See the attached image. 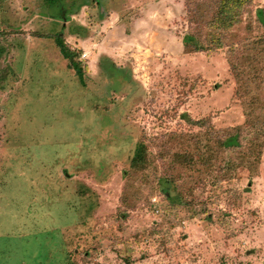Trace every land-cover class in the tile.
I'll list each match as a JSON object with an SVG mask.
<instances>
[{
  "label": "rangeland",
  "instance_id": "obj_1",
  "mask_svg": "<svg viewBox=\"0 0 264 264\" xmlns=\"http://www.w3.org/2000/svg\"><path fill=\"white\" fill-rule=\"evenodd\" d=\"M260 9L217 48L186 0H0V264H264Z\"/></svg>",
  "mask_w": 264,
  "mask_h": 264
},
{
  "label": "trees",
  "instance_id": "obj_2",
  "mask_svg": "<svg viewBox=\"0 0 264 264\" xmlns=\"http://www.w3.org/2000/svg\"><path fill=\"white\" fill-rule=\"evenodd\" d=\"M48 6H54L56 8H59L63 5V0H44ZM251 2V0H217V6L213 8L212 6H206V3L202 0H186V5L188 6V10L190 11L189 19H194V22L198 25L203 24L205 25L204 30H201L199 34L200 40H208V42H212L213 45L217 48H220L226 44L224 42L225 40V32L228 31L230 28L239 27V25L242 22V11L244 9V6ZM205 3V4H204ZM194 5V9H190V5ZM259 21L262 23L264 27V14L262 9L257 11ZM246 27V26H245ZM250 29V24H249ZM204 34V36L202 35ZM199 39L190 34L187 36V38H184V46L188 47L189 45L194 46V51L201 50V45L197 41H200ZM55 43L56 46L59 48L60 53L70 60L71 66L75 69L78 76L82 79V71L80 67H78L77 64L73 61V55L68 50L64 39H62L59 35L55 36ZM241 47H238L237 49H233V46H230L228 48V51L236 54ZM254 48V47H253ZM256 49V48H254ZM192 50V49H191ZM3 52V48L0 47V54ZM247 51L243 50L240 52V57L243 61L247 60L248 62H252V56L247 55ZM243 55V56H242ZM246 57H248L246 59ZM4 78V77H3ZM2 81V73L0 71V86ZM196 124H199L198 122ZM262 128H264V125H262ZM257 137L260 138L262 131L258 130ZM238 135V134H237ZM235 135H229L226 138H217L216 141V147L218 149L225 148L230 149L234 148L233 150L236 151L237 147L240 145V139L239 136ZM263 144L259 141V139L255 138V141L253 144L250 145V153L256 150H260ZM146 147L145 144L141 143L140 145L136 146L134 150L133 157L131 159L132 165L136 169H141L142 165L145 164V161L147 160V155L145 151ZM253 154V153H252ZM196 157V158H195ZM202 159L203 162L209 163L212 159V151H208L206 153H196V154H183L179 157L178 163H181L183 165H193L196 161V159ZM251 160V159H250ZM249 160V161H250ZM174 162V159H173ZM177 162V161H176ZM254 163L255 160H254ZM229 166H232V164L226 163ZM209 168L214 170V165L210 163ZM231 169L230 167H228ZM165 191V190H164ZM166 192V191H165Z\"/></svg>",
  "mask_w": 264,
  "mask_h": 264
}]
</instances>
